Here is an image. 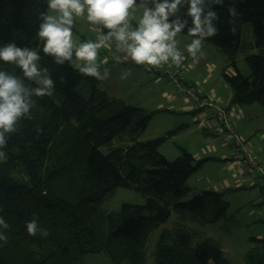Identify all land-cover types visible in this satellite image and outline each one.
Here are the masks:
<instances>
[{
    "label": "trees",
    "instance_id": "obj_1",
    "mask_svg": "<svg viewBox=\"0 0 264 264\" xmlns=\"http://www.w3.org/2000/svg\"><path fill=\"white\" fill-rule=\"evenodd\" d=\"M230 7L237 11L234 18ZM47 10V0H0V47L14 42L35 49L42 57L39 68L47 69L55 82L51 96L32 97V118H21L17 131L6 136L7 144L0 148L5 153L0 159V217L8 225L0 226L7 236V242L0 241V264H83L85 254L97 252H105L112 264H146L148 237L171 211L179 221L158 237L159 264H233L213 239L193 244L199 231L185 225L188 220L201 226L223 221L226 229L234 220L222 193L195 191L187 184L209 158L196 160L179 147V155L167 159L159 148L171 132L138 139L151 112L109 96L99 87L100 80L82 75L72 64L57 65L44 56L37 31L39 13ZM212 10L219 17L214 21L218 34L203 43L216 47L235 71L222 72L231 89L230 104L264 105V0H223ZM186 14L184 5L178 15L191 25ZM244 23L252 25L253 44L243 41ZM180 34L194 38L187 29ZM240 52L247 76L236 66ZM0 70L35 86L15 65L0 61ZM37 128L42 129L39 136ZM124 138L130 140L126 147L101 151ZM117 188L133 189L145 202L106 211L102 204ZM33 219L47 230L46 237L39 232L29 235L26 225ZM255 241L261 244L245 254L246 264H264V238Z\"/></svg>",
    "mask_w": 264,
    "mask_h": 264
},
{
    "label": "rangeland",
    "instance_id": "obj_2",
    "mask_svg": "<svg viewBox=\"0 0 264 264\" xmlns=\"http://www.w3.org/2000/svg\"><path fill=\"white\" fill-rule=\"evenodd\" d=\"M140 11L137 10V16ZM241 29L243 41L253 44L255 38L251 23L242 24ZM99 34H101L100 27L89 25L86 19H76L73 36L77 41H94ZM176 39L178 48L184 56L179 67L171 62L160 68L137 65L130 59H123V53L116 52L114 43L108 48L100 49L97 62L100 64L101 73L105 68L109 69V76L105 80H100L99 87L111 97L119 98L152 113L147 128L140 134L139 140H150L171 132L159 148L160 153L167 159L172 160L177 157L180 153L179 147L192 154L201 151L200 157L196 160L211 158L206 160L197 172L191 174L187 184L195 191L211 189L222 193L223 199L229 202L228 213L233 214L234 220L226 229L221 226L223 221L201 226L188 220L185 221V225L199 231V236L192 240L193 244H197L204 237H209L220 246L224 256L231 263L246 264L245 254L254 246L261 244L255 239L264 238V179L260 177L264 178V105L259 102L251 103L254 108L253 114L235 125L234 130L245 145L253 163L239 161L231 153L229 145L233 146L232 142L228 144L229 142L223 137L216 138L208 133V129L211 128L208 107L204 110L208 118L198 119L200 125L191 119L197 115L195 112H185L187 106L197 107L195 100L188 98L189 89L200 97H208L212 88H215L222 99L221 102L220 100L216 102L219 106H224L231 89L224 81L222 72L225 70L228 74H235L233 67L227 66L225 56L212 45L203 43V54L193 58L186 50V45L193 38L179 33ZM117 55L121 56L122 62L114 61L113 58ZM168 66L182 70V77L178 83L163 73V68ZM236 66L241 74L245 76L249 74L242 52L236 56ZM125 72L127 78L122 79L121 76ZM216 98L218 99V96ZM213 121L215 122V119ZM244 129L252 134L245 136L242 134ZM208 137L211 140H207ZM129 143L130 140L127 138L114 139L111 146L101 147V151L106 154L112 148H124ZM216 144L219 145V149L216 148ZM206 151L208 153L204 154ZM241 174L246 177L244 182L240 180ZM253 175L256 178L253 179ZM13 176L22 179L19 174ZM255 179H257L256 184L253 185ZM189 197L190 195L185 200ZM144 202L145 198L135 190L117 188L113 195L104 201L102 208L112 212L117 211L123 203L143 204ZM178 221L177 213L171 211L169 218L150 233L145 244L146 264H159L155 254L158 237L163 229L173 228ZM82 261L83 264H112L105 252L85 254Z\"/></svg>",
    "mask_w": 264,
    "mask_h": 264
},
{
    "label": "clouds",
    "instance_id": "obj_3",
    "mask_svg": "<svg viewBox=\"0 0 264 264\" xmlns=\"http://www.w3.org/2000/svg\"><path fill=\"white\" fill-rule=\"evenodd\" d=\"M184 5H187L186 15L191 18V25L187 18L178 15ZM213 5H223V0H47L48 11L39 13L41 22L37 36L42 42L43 55L51 57L55 64L68 62L82 75L98 80L109 76V69L100 71L99 50L113 43L116 52L123 53V59H130L137 65L160 68L171 62L179 67L184 59L176 39L179 33L187 29L188 35L194 37L186 45L193 58L203 54L206 38L218 34L214 21L219 17L212 10ZM138 9L141 10L139 16L136 15ZM229 15L237 16L234 7L229 8ZM78 18L100 27L101 34L94 41L74 39L73 27ZM41 58L37 51L14 42L0 47V61L15 65L24 79L35 85L28 87L17 75L0 70V148L7 144L6 136L10 138V134L17 131V122L21 118H32V97L53 94L55 82L50 74H46L47 69L42 72L38 67ZM113 59L116 63L122 62L119 55ZM121 78L126 79L127 72ZM60 80L63 82V77ZM41 132L42 129H36L37 136ZM4 156L5 153L0 151V159ZM0 226L8 227L2 217ZM26 227L29 235L35 236L38 232L44 237L48 235L35 219ZM0 241L7 242V236L0 233Z\"/></svg>",
    "mask_w": 264,
    "mask_h": 264
},
{
    "label": "crops",
    "instance_id": "obj_4",
    "mask_svg": "<svg viewBox=\"0 0 264 264\" xmlns=\"http://www.w3.org/2000/svg\"><path fill=\"white\" fill-rule=\"evenodd\" d=\"M210 93H209L210 96L208 95V98L213 99L215 101L216 100H220L219 102H221L222 99L219 97L220 96V93L217 92L215 88H212V90L210 91ZM217 96H218V99L216 98ZM230 97H231V93L228 95L227 102H226V104L224 106H225L226 111H228L230 113V116H231V119H232V123H233V126H234L233 128H235V125H236L237 122H240L245 117H250L251 114H253V111L254 110H252V109H254V108H252V104H247L249 106H247V105H245V106H242V105H233L232 106V104H230ZM189 99H191V98H189ZM195 105L197 107H195V106H187L185 108V110H187V111H185V112H195L197 115H195L194 117H191V119H194V121L196 123H198V125H200L199 120L208 118V116L205 114V111H204L207 106H201V105H198L197 103H195ZM261 107H263V106H261ZM208 111L210 112V116H209L208 120H209V124H210V126L212 128V129L211 128L208 129V133H210V135H212V136H214L216 138L217 137H221L222 138L223 137L222 136V134H223V127L221 125L220 115L217 114V113H215V112H213L210 108L208 109ZM213 119H215V122L213 121ZM242 134H244L245 136H250L252 133L250 131H248L247 129L246 130L244 129V132ZM207 140H211V138L208 137ZM225 141H227V140H225ZM227 142H229L228 144L231 143L230 140L227 141ZM216 145H217L216 148L219 149V145L218 144H216ZM229 146L231 147V151H232L233 146H231V145H229ZM200 153H201V151L198 150L195 154H193V156L195 157V159L198 158V157H200V155H201ZM207 153H208V151H206V153H204V154H207ZM206 158L211 159L210 157H206ZM260 177L262 179H264L262 176H260ZM240 178H241L240 180H242L241 182H244V180H246V177H244L242 174L240 175ZM254 178H256V177L254 176L253 179ZM256 180L257 179H255V181L253 180V182L251 181L253 183V185L256 184Z\"/></svg>",
    "mask_w": 264,
    "mask_h": 264
},
{
    "label": "built area",
    "instance_id": "obj_5",
    "mask_svg": "<svg viewBox=\"0 0 264 264\" xmlns=\"http://www.w3.org/2000/svg\"><path fill=\"white\" fill-rule=\"evenodd\" d=\"M163 73L169 75L170 78L178 83L179 79L182 77V70L179 68H171L170 66L163 68ZM189 98H193L198 105L207 106L213 112L220 115L221 125L223 127V138L227 141H231L233 144L232 154L237 160H242L248 164L253 163L252 159L247 154V149L237 133L235 132L232 124V119L230 113L226 111L225 106H219L217 102L213 99H209L206 96H201L196 94L195 91L189 89L187 92ZM260 170L263 172L262 168Z\"/></svg>",
    "mask_w": 264,
    "mask_h": 264
}]
</instances>
